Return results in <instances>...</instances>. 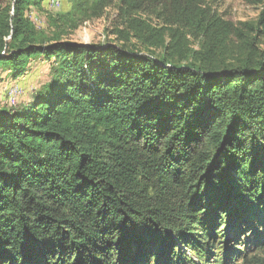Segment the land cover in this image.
Wrapping results in <instances>:
<instances>
[{"label":"trees","instance_id":"trees-1","mask_svg":"<svg viewBox=\"0 0 264 264\" xmlns=\"http://www.w3.org/2000/svg\"><path fill=\"white\" fill-rule=\"evenodd\" d=\"M49 1L0 0V83L50 64L0 104V264H264L255 40L205 0H66L47 30ZM113 6L108 43L63 38Z\"/></svg>","mask_w":264,"mask_h":264},{"label":"rangeland","instance_id":"rangeland-1","mask_svg":"<svg viewBox=\"0 0 264 264\" xmlns=\"http://www.w3.org/2000/svg\"><path fill=\"white\" fill-rule=\"evenodd\" d=\"M262 1L263 0H205V2L225 20H228L236 26L242 28L247 34L246 39H249L250 41L255 40V45L261 53L264 52V26L258 24V22L264 9ZM60 3L61 5L54 9L52 8L53 10L50 9L48 11L47 9H43L39 12H36L35 10L33 12L31 11L29 16L34 22L36 21V23L39 24L37 27H43L50 30V26L53 25V23L50 25L48 24L50 23V19L52 17L56 18L58 14H65L69 11V4L66 0H60ZM49 7H51L50 3ZM118 18L117 7L113 6L109 8L104 16L100 18H93L89 20L82 19V22L78 24L77 27L62 25L63 27H60V29L63 31V38L74 42H82L85 44L108 43L112 38L109 30L113 28V25ZM195 47H198L197 43H195ZM49 67V63H45L44 61H35L32 70L25 77H22L21 80L13 82L9 78L10 81H6V83L4 81L1 82V106L7 105V102L9 105H13L9 98L14 96L12 93L15 90L20 91L16 97L17 103L21 95L22 97L20 99V103H23L26 99L31 98L34 90L37 89L46 79ZM258 255L261 259H264L263 252H257V256ZM258 262H254L252 260H238L235 264H261V261L259 263Z\"/></svg>","mask_w":264,"mask_h":264},{"label":"bare ground","instance_id":"bare-ground-1","mask_svg":"<svg viewBox=\"0 0 264 264\" xmlns=\"http://www.w3.org/2000/svg\"><path fill=\"white\" fill-rule=\"evenodd\" d=\"M53 2V3H52ZM49 3L51 4V8H56V7H59L60 5H61V3H60V0H51V1H49ZM53 9H51V10H53ZM35 20V19H34ZM36 22V21H35ZM13 87V86H12ZM11 88V87H10ZM19 90V89H18ZM20 93V91H17V90H15L12 94H14V96L12 97L11 96V98H9L11 101H12V103L13 104H15L16 102H17V99H16V97H17V95Z\"/></svg>","mask_w":264,"mask_h":264},{"label":"crops","instance_id":"crops-1","mask_svg":"<svg viewBox=\"0 0 264 264\" xmlns=\"http://www.w3.org/2000/svg\"><path fill=\"white\" fill-rule=\"evenodd\" d=\"M36 61H37V62H38V61H44L45 63H47L43 58H39V59H37Z\"/></svg>","mask_w":264,"mask_h":264},{"label":"built area","instance_id":"built-area-1","mask_svg":"<svg viewBox=\"0 0 264 264\" xmlns=\"http://www.w3.org/2000/svg\"><path fill=\"white\" fill-rule=\"evenodd\" d=\"M22 97V96H21Z\"/></svg>","mask_w":264,"mask_h":264}]
</instances>
